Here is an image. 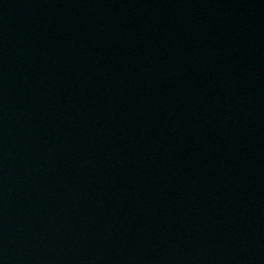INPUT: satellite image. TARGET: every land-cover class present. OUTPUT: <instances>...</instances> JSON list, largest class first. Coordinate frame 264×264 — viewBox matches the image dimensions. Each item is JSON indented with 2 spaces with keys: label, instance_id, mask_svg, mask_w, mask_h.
Returning a JSON list of instances; mask_svg holds the SVG:
<instances>
[{
  "label": "water",
  "instance_id": "95a60500",
  "mask_svg": "<svg viewBox=\"0 0 264 264\" xmlns=\"http://www.w3.org/2000/svg\"><path fill=\"white\" fill-rule=\"evenodd\" d=\"M15 0H0V72L7 45Z\"/></svg>",
  "mask_w": 264,
  "mask_h": 264
}]
</instances>
